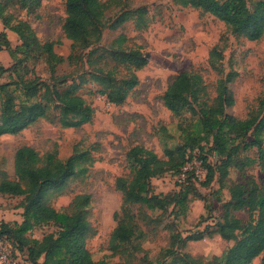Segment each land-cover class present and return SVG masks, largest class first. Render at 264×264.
Segmentation results:
<instances>
[{
  "label": "rangeland",
  "instance_id": "rangeland-1",
  "mask_svg": "<svg viewBox=\"0 0 264 264\" xmlns=\"http://www.w3.org/2000/svg\"><path fill=\"white\" fill-rule=\"evenodd\" d=\"M106 3L108 0H101ZM264 0H247L253 11L256 4ZM24 7L19 0H0L5 14L0 19V32L4 21L16 27L26 24L41 43H55V51L62 63L56 71L57 77H66L67 84L79 83L83 73H92V66L76 69L71 67L68 58L75 50L72 41L63 32L66 0H39L37 4ZM111 8L108 18L114 22L121 11L131 12L129 22L117 30L107 29L102 42L95 48L100 59V67L106 71L115 66L109 56L114 42L122 35L127 37L124 45L129 49L139 48L148 58L149 64L136 74L139 85L129 94L123 105L110 104L100 95L99 86L89 79L79 90L87 103L94 109L91 121L79 128H63L58 112L52 119H40L19 135L0 137V183L4 179L15 181V155L24 146L32 147L41 156L57 150L59 158L67 161L77 151L89 152L94 158L86 177L72 179L63 194L50 198V205L60 212H69L70 205L78 195L91 196L88 208L89 222L93 236L87 248L94 260L107 264H165L164 251L172 248L180 254L210 261L223 256L233 242L224 241L217 233L216 224L221 221L224 206L231 202V188L236 184H246L253 180L263 184L264 165L259 160L258 149L245 144L253 142L252 135L241 139V148L229 165L211 151L212 137L206 141L201 114H184L176 118L164 105L163 97L169 86L181 73H197L204 79L208 96L204 101L213 105L217 96V84L221 78L233 73L234 80L229 84V94L234 103L227 107L228 116L244 120L250 115L261 121L264 111L260 102L264 98V37L260 41H249L236 37L227 25L215 16L191 6L185 7L179 0H126L125 6ZM25 28V27H24ZM14 58L5 49H0V63L13 68L0 83L34 80L39 78L50 85H59V80L36 51L26 52L23 42L16 34L9 38ZM225 42L223 51V73L214 71L209 63L212 49ZM90 51L86 52V56ZM127 77L119 67L118 78ZM200 109V107H198ZM195 124L198 126L195 127ZM201 131L199 137L197 132ZM193 134V135H191ZM262 137L264 138V129ZM202 138V139H201ZM211 142V143H210ZM204 147L207 164L214 169L211 183L205 184V167L199 161L194 165L199 180L197 183H182V178L173 172L152 181L153 194L171 201L165 210H149L135 205L131 208L139 230L136 238L125 246L123 253L115 254L110 249L111 236L118 225L116 213L123 206V194L116 187L120 178H131L128 154L135 147H142L155 153L161 160L168 161L167 152L180 150L187 152L192 147ZM202 152L200 149L198 150ZM198 157V153L196 155ZM251 165L245 166L246 160ZM184 185V186H183ZM183 190V192H181ZM187 193L185 213L178 202ZM23 198L0 195V228L2 224L21 223ZM236 216L245 224L250 221L248 211L237 212ZM59 227L54 224L35 228L26 235L32 240H43L50 234H57ZM204 234L201 241L188 240ZM180 239L185 240L182 244ZM8 253L14 264H26V250L10 242ZM264 253L252 264H262Z\"/></svg>",
  "mask_w": 264,
  "mask_h": 264
},
{
  "label": "trees",
  "instance_id": "trees-1",
  "mask_svg": "<svg viewBox=\"0 0 264 264\" xmlns=\"http://www.w3.org/2000/svg\"><path fill=\"white\" fill-rule=\"evenodd\" d=\"M24 7H32L29 1L37 4L39 0H19ZM126 0H66L67 17L63 32L67 39L75 45V50L68 58L69 65L76 69L87 65L92 66V73H83L79 83L68 85L66 77H57L56 71L62 63L61 57L55 51V43L41 44L26 24L10 26L4 21V31L0 32V49H5L11 58L14 53L5 30L14 32L23 42L26 52L36 51L45 59L52 77L59 80V85H50L39 78L34 80L20 79L8 83H0V137L4 135H19L40 119H52L51 114L58 112L63 128H79L93 119L95 111L87 101L78 94L89 79L99 86L100 95L107 98L113 105H123L129 94L139 85L137 72L148 66L149 60L139 48L129 49L127 37L120 36L109 51V56L115 66L108 71L100 67L99 61L93 58L97 55L95 49L103 39L107 29L117 30L131 20L132 14L121 11V15L111 22L108 11L111 8H122ZM182 6H191L209 13L224 22L236 37L249 41H260L264 37V1L256 4L250 10L247 0H179ZM5 8L0 4V19L4 17ZM25 27V28H24ZM225 42L216 45L210 54L211 68L223 73V51ZM89 55L86 56V52ZM119 67L126 71L127 77L120 79ZM13 68H6L0 63V81ZM86 75L90 78L87 79ZM234 74L221 78L217 84V96L213 105L209 106L204 97L208 96L204 79L197 73H181L171 83L163 101L165 107L176 117L181 118L186 113L201 114L200 122L204 125L206 141L212 137L211 151L220 159H225L229 165L234 155L241 148L239 140L252 135L253 142L245 144L243 150L249 147L258 149L259 160L264 165V118L250 115L244 120L228 116L227 107L234 103L229 94V84L234 80ZM200 107V109H198ZM260 110L264 111V98L260 102ZM198 125L195 124V127ZM201 131L197 132L199 137ZM193 135V134H191ZM202 139V138H201ZM201 150L202 152L198 151ZM204 147H192L187 152L168 151V161L161 160L155 153L142 147H135L128 154L131 178H120L116 187L123 194V206L116 213L118 222L111 240L110 249L115 254L123 253L125 246L136 238L139 230L131 208L135 205L147 207L149 210H165L171 201L161 199L153 194L152 181L173 172L182 178V183H197L194 159L205 167V181L209 184L213 179L214 169L207 164ZM94 158L89 152L77 151L67 161L59 158L57 150L41 156L32 147H21L15 155L16 180L4 179L0 183V195L23 198L22 222L2 224L0 235L17 245L20 250H26L29 261L33 264H107L105 261L94 260L87 248L88 240L93 236L89 222L88 208L91 196L78 195L70 205L69 212L57 211L50 205V198L63 194L68 183L75 178L86 177ZM245 166L251 165L247 159ZM187 171L186 169L189 168ZM264 171V170H263ZM264 173V172H263ZM183 185V186H184ZM183 192V190L181 191ZM187 193L183 194L179 205L187 211ZM248 211L250 221L244 223L237 212ZM54 224L59 227L57 234H50L42 241L28 239L26 235L35 228ZM216 233L233 246L221 257L210 261L194 258L191 255L180 254L169 248L164 251L165 264H252L264 253V175L263 184L250 180L246 184H236L231 188V202L224 206L221 221L216 224ZM204 234L190 237L188 240L201 241ZM182 244L186 241L180 239ZM264 264V257L262 259Z\"/></svg>",
  "mask_w": 264,
  "mask_h": 264
},
{
  "label": "built area",
  "instance_id": "built-area-1",
  "mask_svg": "<svg viewBox=\"0 0 264 264\" xmlns=\"http://www.w3.org/2000/svg\"><path fill=\"white\" fill-rule=\"evenodd\" d=\"M198 158L195 157L194 159V165H196V163L198 162ZM200 166L202 165V162L199 161ZM190 169L187 168L186 171ZM196 176H197V170H196ZM198 178V176H197ZM199 179V178H198ZM1 230V228H0ZM8 243L10 244V241L7 239V237H3L2 235H0V264H14V262L10 259V254L8 253V248L10 247V245H8ZM26 264H33L29 261V259H27Z\"/></svg>",
  "mask_w": 264,
  "mask_h": 264
},
{
  "label": "crops",
  "instance_id": "crops-1",
  "mask_svg": "<svg viewBox=\"0 0 264 264\" xmlns=\"http://www.w3.org/2000/svg\"><path fill=\"white\" fill-rule=\"evenodd\" d=\"M4 29V28H3ZM4 31V30H3ZM7 36H8V39L11 37L12 34H15L14 32L10 31V30H5ZM10 41V40H9Z\"/></svg>",
  "mask_w": 264,
  "mask_h": 264
}]
</instances>
